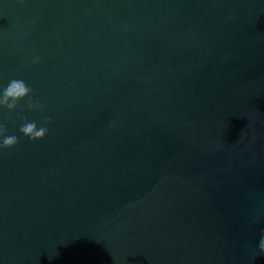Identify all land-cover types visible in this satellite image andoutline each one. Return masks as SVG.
Segmentation results:
<instances>
[{
  "label": "water",
  "instance_id": "95a60500",
  "mask_svg": "<svg viewBox=\"0 0 264 264\" xmlns=\"http://www.w3.org/2000/svg\"><path fill=\"white\" fill-rule=\"evenodd\" d=\"M12 79L0 264H264V0H0Z\"/></svg>",
  "mask_w": 264,
  "mask_h": 264
},
{
  "label": "clouds",
  "instance_id": "9594fccd",
  "mask_svg": "<svg viewBox=\"0 0 264 264\" xmlns=\"http://www.w3.org/2000/svg\"><path fill=\"white\" fill-rule=\"evenodd\" d=\"M32 89L25 81L20 79L10 80L6 86L0 91V107L7 108L9 111L17 109L19 102L27 98V107L30 110L42 109L43 105L36 103L31 98ZM48 123L45 118L44 124ZM7 129L5 125L0 124V148L10 149L18 143L16 135H5ZM19 132L30 140H41L48 132L47 127L39 126L35 121H27L22 123L19 127ZM259 254H264V231L261 233V239L258 242Z\"/></svg>",
  "mask_w": 264,
  "mask_h": 264
}]
</instances>
